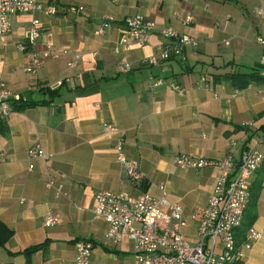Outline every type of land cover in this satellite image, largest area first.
Returning a JSON list of instances; mask_svg holds the SVG:
<instances>
[{
	"label": "crops",
	"instance_id": "1",
	"mask_svg": "<svg viewBox=\"0 0 264 264\" xmlns=\"http://www.w3.org/2000/svg\"><path fill=\"white\" fill-rule=\"evenodd\" d=\"M39 2L43 8L55 7L57 13L9 17L10 33L4 43L0 41V76L8 90L24 100L45 99V88H58L59 97L49 105L13 109L0 121V222L14 233L0 248V264H75V243L80 239L92 242L91 264H134L131 242L105 241L107 224L93 217L94 194L103 190L131 196L148 192L160 198L159 186L163 187L165 198L182 207L187 220L183 232L194 243L220 171L180 169L174 158L220 160L231 154L238 163L241 153L264 134V80L239 88L223 77L253 69L260 73L262 50L257 39L264 37V0ZM72 7L83 10L74 12ZM138 13L157 28L149 44L130 43L126 51L115 54L125 19ZM184 14L193 17L187 26L178 20ZM33 18L41 30L36 50L51 46L49 58L31 60L17 50ZM105 18L110 19L106 32L96 36ZM165 27L195 38L198 45L159 66L142 65L166 42L158 34ZM76 52L80 57L69 67ZM119 61L132 69L117 72ZM201 77L206 81L198 85ZM160 78L165 83L153 87ZM171 84L178 85L182 95ZM104 123L125 132L123 152L138 162L147 181L145 190V182L128 181L116 160L115 139L104 132ZM245 123L251 125L244 127ZM35 143L44 148L46 161L28 159L27 150ZM48 177L62 186L65 195L57 196L46 186ZM251 209L255 218L250 228L263 231L264 182ZM48 212L58 219L51 227L44 226ZM44 240L50 241L45 253L39 250L28 257L20 253ZM239 264H264V235Z\"/></svg>",
	"mask_w": 264,
	"mask_h": 264
},
{
	"label": "built area",
	"instance_id": "2",
	"mask_svg": "<svg viewBox=\"0 0 264 264\" xmlns=\"http://www.w3.org/2000/svg\"><path fill=\"white\" fill-rule=\"evenodd\" d=\"M118 3L120 0H109ZM125 1V0H124ZM71 11L81 12L82 7L70 8ZM55 15L56 8L47 6L43 8L39 0H0V41L10 33L11 23L9 17L14 14H31L42 12ZM261 15V9L256 11ZM184 26L193 22L190 14L178 16ZM110 19L101 20L94 34L102 36L109 26ZM121 38L114 48V53L119 54L128 49L130 43L137 45L149 44L150 36L156 31L153 22L141 14H134L125 19ZM158 34L166 41L151 56L142 60V65L159 66L160 63L174 57H180L186 47H196L198 41L186 34L180 33L172 27L158 30ZM41 35L39 20L33 18L24 35L25 42L17 45V50L28 53L31 60L49 58L53 48L46 45L39 52L36 50ZM257 44L262 50L259 75L264 77V37L257 39ZM79 53H74V58L68 63L74 67L79 59ZM39 65H35V68ZM132 66L124 61H119L116 71L127 73ZM26 71H31L29 68ZM206 81L201 77L198 85ZM160 78L153 82L157 87L164 84ZM170 87L182 95V89L171 84ZM18 94L8 90L0 76V121H4L13 111L11 100H19ZM250 123L243 126L248 127ZM103 130L115 139L114 150L117 162L125 171L128 181L132 185L142 184L145 180L139 170L138 162L128 159L123 152L125 132L117 126L104 123ZM232 145L234 143L232 142ZM264 134L248 149L244 150L238 163L231 154L220 160L197 159L186 155L174 158V164L180 169L200 170L207 167H217L220 175L214 190L208 198L207 205L199 221L196 241L186 239L183 229L187 225L184 212L179 204H171L165 198L163 187L159 186L161 197L155 198L148 192L131 196L126 192L114 193L98 191L94 194L92 213L94 219L102 220L107 224L104 239L112 244H117L122 239H127L132 244L134 264H239L251 249L253 243L264 235L263 231L249 228L242 242L235 241V229L243 218L244 210L249 201L250 179L260 167L264 159ZM29 160L39 159L46 161L48 155L41 144L35 143L27 150ZM33 166H28L32 170ZM48 188L55 190L57 196L65 195L61 185H55L51 177L46 182ZM58 222L57 217L48 212L44 218V226L51 227ZM75 264H91L92 243L88 239L78 240L75 243Z\"/></svg>",
	"mask_w": 264,
	"mask_h": 264
},
{
	"label": "trees",
	"instance_id": "3",
	"mask_svg": "<svg viewBox=\"0 0 264 264\" xmlns=\"http://www.w3.org/2000/svg\"><path fill=\"white\" fill-rule=\"evenodd\" d=\"M255 71H248V72H232V73H227L224 74L223 77L231 79V81L239 88H244L248 86L252 81L259 80L262 81L264 80V77L260 76L258 78L259 71L257 69H253ZM217 78H220V75L216 76ZM42 92L44 95H46V98L41 100V101H28L24 100L20 97L19 100H11V105L12 109L15 110H20V109H26V108H32V107H37V106H45L51 104L57 97H59V89L54 88H45L42 89ZM262 166V167H261ZM261 169L260 173H258V178L256 181L250 185L249 187V201L248 204L244 210L243 213V218L240 226L235 229V241L236 242H242L245 239V235L247 230L250 228L254 218L255 214L251 207L253 204L256 202L258 191L260 190L263 182H264V159L261 163ZM145 182V183H144ZM144 186L142 187L143 190L146 189L145 184L147 183L146 180L143 181ZM250 206V209H249ZM13 231L9 229L7 226H5L2 222H0V248L5 247L6 243L10 240V238L13 236ZM82 240V239H80ZM78 241V240H77ZM76 241V242H77ZM91 242V241H90ZM50 241L49 240H44L41 243H37L34 245L29 246L25 250L21 251L20 253H23L27 257L30 256L31 254L41 250L43 253L46 252L47 247L49 245ZM92 243V242H91ZM11 254H19V253H11Z\"/></svg>",
	"mask_w": 264,
	"mask_h": 264
},
{
	"label": "rangeland",
	"instance_id": "4",
	"mask_svg": "<svg viewBox=\"0 0 264 264\" xmlns=\"http://www.w3.org/2000/svg\"><path fill=\"white\" fill-rule=\"evenodd\" d=\"M209 67V66H208Z\"/></svg>",
	"mask_w": 264,
	"mask_h": 264
}]
</instances>
